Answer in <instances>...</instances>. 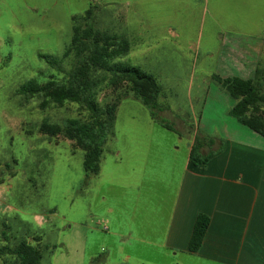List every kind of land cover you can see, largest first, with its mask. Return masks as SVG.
I'll list each match as a JSON object with an SVG mask.
<instances>
[{"label": "rangeland", "instance_id": "374dc122", "mask_svg": "<svg viewBox=\"0 0 264 264\" xmlns=\"http://www.w3.org/2000/svg\"><path fill=\"white\" fill-rule=\"evenodd\" d=\"M163 5L164 0H0V264H17L9 251L21 241L41 251L40 264H120L121 245L136 260L151 257L113 235L118 210L112 196L100 200L97 179L82 185L83 152L38 131L44 120L88 122L90 114L73 103L41 107L42 98L17 93L27 80H67L78 64L73 54L64 56L74 27L88 24L124 36L130 50L118 61L153 75L165 108L154 121L149 108L131 96L121 101L113 137L103 147L105 181L114 179L117 148L123 153L129 147L128 166L143 162L150 175H159L161 162L173 154L178 161L186 158L196 136L203 154L223 151L225 138L217 131L240 125L228 115L235 102L218 79L251 76L264 95V0H209L190 27L171 15L186 24L179 37L158 23L165 20ZM254 36L260 45H238ZM41 55L60 62L50 65ZM113 97L103 86L97 101L103 106ZM206 121L209 134L202 128Z\"/></svg>", "mask_w": 264, "mask_h": 264}, {"label": "crops", "instance_id": "0c3cea01", "mask_svg": "<svg viewBox=\"0 0 264 264\" xmlns=\"http://www.w3.org/2000/svg\"><path fill=\"white\" fill-rule=\"evenodd\" d=\"M208 6L209 0H164L165 20L158 23L179 37L186 24L172 21L171 15H180L190 27L195 16L206 12ZM153 15L150 12V21L157 23ZM260 43L254 36L238 45ZM220 95L228 103L230 98ZM210 123L206 121L202 126L208 134ZM239 125H221L217 134L225 138L224 149L204 165L194 166L189 161L192 142L182 161L175 154L163 160L159 175H150L143 162L135 167L131 161L128 166L126 159L133 157L127 154L129 147L123 148V153L117 148L114 154L113 180L104 179L103 152L96 174L83 171L82 185L97 179L100 200L113 197L118 210L113 235L120 244L138 246L151 256L136 260L134 253L123 251L121 245L120 264H264V138ZM122 163L124 167L119 168ZM201 214L209 217V225L198 250L190 252L189 239Z\"/></svg>", "mask_w": 264, "mask_h": 264}, {"label": "trees", "instance_id": "16d2710c", "mask_svg": "<svg viewBox=\"0 0 264 264\" xmlns=\"http://www.w3.org/2000/svg\"><path fill=\"white\" fill-rule=\"evenodd\" d=\"M89 16L90 13L87 14ZM129 50L128 41L120 35L98 31L88 24L84 27L76 26L72 29L71 41L64 56L73 54L78 64L70 71L67 80L60 83L51 78L40 83L31 79L17 90L27 100L42 98L41 107L73 103L90 114L88 122L66 119L61 124H52L44 120L38 128L40 134L50 139L61 137L71 142L75 149L81 150L83 171L87 175L96 174L99 169L103 147L107 138L113 134L117 109L122 100L131 96L139 101L149 108L154 121L158 120L157 117L165 109L158 102L160 87L155 77L139 67L118 61L126 57ZM42 57L50 65H58L60 62L57 57ZM217 82L235 102L228 115L264 138V95L260 83L239 77L218 79ZM103 86L114 92V97L100 106L97 96ZM203 145L202 139L198 140L196 136L189 152V161L194 166L204 165L216 155L213 151L203 154ZM208 225V216H197L188 251L198 250ZM9 252L15 256L17 264H40L42 259L41 251L25 241L18 243Z\"/></svg>", "mask_w": 264, "mask_h": 264}]
</instances>
